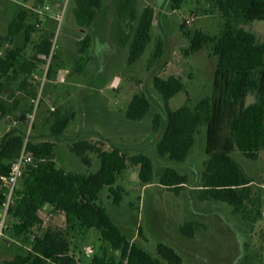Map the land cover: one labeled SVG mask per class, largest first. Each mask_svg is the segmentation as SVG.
I'll return each mask as SVG.
<instances>
[{"label":"rangeland","instance_id":"1","mask_svg":"<svg viewBox=\"0 0 264 264\" xmlns=\"http://www.w3.org/2000/svg\"><path fill=\"white\" fill-rule=\"evenodd\" d=\"M117 1L102 0L92 26L81 28L74 13L75 0H47L45 3L0 0V54L8 48L22 47L24 57L34 60L37 45L44 36H53L51 54L48 58L42 56L45 61L39 63L36 70L18 76L10 73L7 93L13 92V95L0 96V101L12 103L18 99L19 108L27 118L17 121L15 114H0V139L12 127H18L29 140H54L50 130L52 111L74 113L61 140H54L56 160L68 170H89L71 150L72 144L81 138L105 149L119 146L129 155L143 152L153 160L154 173L149 184L139 178L140 166L128 162V168L118 180L125 188L120 205L113 204L108 188L101 193L100 202L132 242L160 259L157 245L165 242L182 256V264H264V148L255 160L248 159L239 150L232 153L253 180L250 212L236 213L226 202L200 198L208 161L206 126L201 128L196 145L183 162L159 155L157 142L161 133L153 127L155 116L165 114L163 98L153 84L154 76L174 75L184 83L185 89L169 101L172 109L184 104L194 105L202 97L212 95L217 66L212 43L186 55L184 50L190 40L184 32L200 29L219 36L224 18L207 0H183L177 10L171 8V0H137L139 13L150 5L156 16L145 52L140 59L129 63L128 47L121 46L117 39ZM21 10L27 11L26 22L36 25L28 43L24 32L12 40L8 34L9 23ZM240 26L254 33L258 42H264V20L240 23ZM89 34L93 37L91 59L80 51V42ZM160 39L164 40L162 56L156 53ZM31 90L40 95L38 107L33 103L35 96L29 94ZM138 93L149 98L151 109L144 119L129 120L126 110ZM256 100V95L250 94L247 103ZM89 155L94 160L92 170H97V154L89 152ZM167 168L187 177L180 190L161 183ZM258 208L260 216H257ZM40 215L43 225L36 232L43 234L48 226L68 231L71 250L79 264H90L103 247L119 256L102 240L97 229L69 230L64 213L53 212L50 206L44 207ZM189 220L199 224L193 237L181 230ZM10 223L8 219L7 225ZM23 244L22 238L14 236L10 228L5 229L0 240V264L12 260ZM87 247H92L93 252L87 253Z\"/></svg>","mask_w":264,"mask_h":264},{"label":"trees","instance_id":"2","mask_svg":"<svg viewBox=\"0 0 264 264\" xmlns=\"http://www.w3.org/2000/svg\"><path fill=\"white\" fill-rule=\"evenodd\" d=\"M45 3L47 0H38ZM209 6L224 18V26L219 36H213L200 29L185 31L190 43L184 50L186 55L195 53L204 45L212 43V53L217 57L214 74L213 93L202 97L196 104H184L172 109L169 101L185 89L177 76L162 78L154 76L155 89L163 98L165 114H157L153 127L161 133L157 142L160 156L175 162H183L196 145L197 136L206 126V154L208 161L204 172V184L200 192L202 200L214 199L233 206L236 213L250 212L251 184L253 180L232 157L235 150L241 151L248 159L255 160L264 148V42H258L256 35L240 26L254 20H264V0H207ZM74 13L81 28L91 27L102 0H75ZM183 0H171V8H181ZM117 39L121 46L128 47V62L140 59L151 41L154 8L145 6L137 11V0L117 1ZM209 10V9H208ZM27 11L21 10L9 23L8 34L12 40L24 32L25 41L32 40L36 25L26 22ZM184 27V26H183ZM52 35H45L37 45L34 60L23 55V48H8L0 54V96L12 97L11 75L32 73L39 63L49 57L52 50ZM92 35L81 42L80 51L91 59ZM164 40L157 44V55L164 54ZM12 75V77H13ZM37 96L34 90L29 91ZM250 94L257 100L247 103ZM49 100V99H48ZM20 101L12 103L0 101V114H15L17 121H24L26 113L19 108ZM151 109V101L144 93L134 95L127 110L129 120L144 119ZM51 136L60 141L74 113L52 111ZM54 140L36 142L29 140L25 132L12 127L0 139V173H8L11 162L26 144L32 153L35 165H28L20 180L12 205L9 209L10 228L14 236L22 238L16 256L7 264H79L71 250L69 232L48 226L43 234L42 209L50 206L53 212H63L69 230L95 228L103 241L113 252L103 247L90 264H182L183 258L176 249L159 242L153 256L137 242H132L113 220L106 206L101 202V193L108 188L112 202L120 205L124 200L125 188L118 184L128 168V162L140 166L139 178L144 184L151 183L154 173L152 158L143 153L129 155L119 146L105 149L87 139H79L72 146V152L80 158L89 170L87 172L68 170L56 160ZM89 152H95L99 160L97 170H92L94 160ZM57 165L60 168H57ZM67 172V173H66ZM187 182L185 175L167 168L161 183L176 191ZM3 198L0 196V203ZM257 216L261 210L257 209ZM196 221H186L181 230L193 237ZM6 228V229H7ZM37 231V232H36ZM33 235H35L33 237Z\"/></svg>","mask_w":264,"mask_h":264},{"label":"built area","instance_id":"3","mask_svg":"<svg viewBox=\"0 0 264 264\" xmlns=\"http://www.w3.org/2000/svg\"><path fill=\"white\" fill-rule=\"evenodd\" d=\"M40 102V95L33 99L34 105ZM28 165H35V159L32 153L27 150L26 144L23 146L20 154L11 162L8 173H0V196L3 198L0 203V240L7 228L9 219V209L12 205L15 192L18 188L24 170ZM35 235H33L34 237ZM87 253H92V247H87Z\"/></svg>","mask_w":264,"mask_h":264},{"label":"water","instance_id":"4","mask_svg":"<svg viewBox=\"0 0 264 264\" xmlns=\"http://www.w3.org/2000/svg\"><path fill=\"white\" fill-rule=\"evenodd\" d=\"M155 16H156V11L154 12V18H155ZM153 23H155V21L153 20ZM57 168H60V166L59 165H57ZM67 173V172H66Z\"/></svg>","mask_w":264,"mask_h":264},{"label":"crops","instance_id":"5","mask_svg":"<svg viewBox=\"0 0 264 264\" xmlns=\"http://www.w3.org/2000/svg\"><path fill=\"white\" fill-rule=\"evenodd\" d=\"M57 4H58V2H57Z\"/></svg>","mask_w":264,"mask_h":264}]
</instances>
